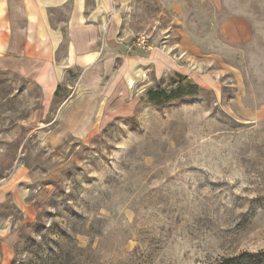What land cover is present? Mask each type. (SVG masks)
<instances>
[{
  "label": "rangeland",
  "instance_id": "obj_1",
  "mask_svg": "<svg viewBox=\"0 0 264 264\" xmlns=\"http://www.w3.org/2000/svg\"><path fill=\"white\" fill-rule=\"evenodd\" d=\"M121 13L56 93L0 70V264H264V0Z\"/></svg>",
  "mask_w": 264,
  "mask_h": 264
},
{
  "label": "crops",
  "instance_id": "obj_2",
  "mask_svg": "<svg viewBox=\"0 0 264 264\" xmlns=\"http://www.w3.org/2000/svg\"><path fill=\"white\" fill-rule=\"evenodd\" d=\"M126 5L127 0H0V70L31 75L51 93L68 70L84 75L102 59L124 56L116 46Z\"/></svg>",
  "mask_w": 264,
  "mask_h": 264
},
{
  "label": "trees",
  "instance_id": "obj_3",
  "mask_svg": "<svg viewBox=\"0 0 264 264\" xmlns=\"http://www.w3.org/2000/svg\"><path fill=\"white\" fill-rule=\"evenodd\" d=\"M181 78H184V76H181ZM179 87V86H178ZM57 91V90H56ZM55 91V93H56ZM163 90H160V93L156 95V97H159ZM180 91L183 93H197L198 92V86L196 84L186 82L184 85L180 84ZM174 92V91H173ZM154 94V93H152ZM164 98H170L169 95L171 94H163ZM175 95V94H174ZM262 262L260 258H258L257 254H250L247 251L241 252L240 254L236 255H229L221 258L217 262V264H258Z\"/></svg>",
  "mask_w": 264,
  "mask_h": 264
}]
</instances>
